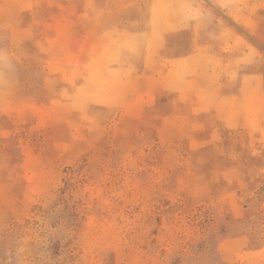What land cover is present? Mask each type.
Segmentation results:
<instances>
[{
    "label": "rangeland",
    "instance_id": "1",
    "mask_svg": "<svg viewBox=\"0 0 264 264\" xmlns=\"http://www.w3.org/2000/svg\"><path fill=\"white\" fill-rule=\"evenodd\" d=\"M0 264H264V0H0Z\"/></svg>",
    "mask_w": 264,
    "mask_h": 264
}]
</instances>
